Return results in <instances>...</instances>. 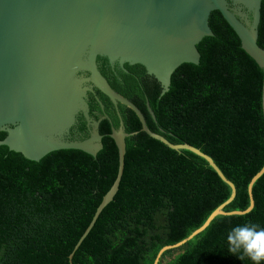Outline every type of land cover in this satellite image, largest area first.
<instances>
[{
  "label": "trees",
  "instance_id": "trees-1",
  "mask_svg": "<svg viewBox=\"0 0 264 264\" xmlns=\"http://www.w3.org/2000/svg\"><path fill=\"white\" fill-rule=\"evenodd\" d=\"M208 25L213 35L196 45L198 64H180L162 95L141 64L98 70L138 107L150 130L210 156L235 186L223 210L242 211L250 202L248 183L264 164L263 72L219 11L210 12ZM256 42L264 49V0ZM99 95L111 108L112 123L100 122L103 137L95 157L60 149L34 161L0 145V264H153L163 246L188 236L229 198V186L205 159L150 137L130 108L117 103L119 118L108 97ZM120 119L125 132L137 133L125 138L118 190L73 251L116 177L117 149L108 134ZM5 135L0 131V140ZM251 193L249 212L217 215L185 244L164 251L157 264H252L225 247L233 226L264 227V173Z\"/></svg>",
  "mask_w": 264,
  "mask_h": 264
},
{
  "label": "water",
  "instance_id": "water-1",
  "mask_svg": "<svg viewBox=\"0 0 264 264\" xmlns=\"http://www.w3.org/2000/svg\"><path fill=\"white\" fill-rule=\"evenodd\" d=\"M260 5L261 0H0V131L6 133L0 145L34 161L60 149H77L95 157L101 149L97 122L88 139L62 138L78 111L87 116L85 96L92 92L84 85L88 82L115 106L120 103L130 108L142 132L171 149L188 150L205 159L229 186L230 196L188 236L163 246L153 261L157 264L164 251L185 244L217 215L249 212L254 205L252 184L264 173V164L248 183L249 206L242 211H224L235 196L234 184L207 154L187 143H171L150 130L138 107L114 91L101 75L96 57L121 67L124 63L141 64L159 82L162 95L180 64H198L196 45L213 35L208 18L217 10L239 38L241 48L262 69L264 120V49L256 42ZM242 9L249 12L250 19ZM146 107L154 118L148 102ZM136 133L125 132L120 121L118 129L112 128L108 134L117 149V174L73 251L116 194L124 167L125 138Z\"/></svg>",
  "mask_w": 264,
  "mask_h": 264
},
{
  "label": "flooded vegetation",
  "instance_id": "flooded-vegetation-1",
  "mask_svg": "<svg viewBox=\"0 0 264 264\" xmlns=\"http://www.w3.org/2000/svg\"><path fill=\"white\" fill-rule=\"evenodd\" d=\"M231 7H233L230 4ZM242 11H244L246 13L247 19H249V12H247L245 9H242ZM106 58L104 57H96V67L97 69L100 67L106 69V65H108L111 69L115 68V65L118 64L117 62H113L110 63L107 60L106 63ZM118 67L121 68V66L118 65ZM81 76H87L88 73L87 72H80ZM87 87H91L92 88V92L91 91H87L86 92V96H85V101L87 103V116L84 115V113L82 111H78L77 114L75 115V121L73 123V125L62 135V138L65 140H77V141H81V140H85L88 139L91 134L92 131L94 130V126L93 123L97 122L98 126H97V130L99 128L100 122L103 119H107L109 121V123L111 122V119L108 115L107 110L111 109L110 107H106V105H104L100 99V91L93 87L90 83H85L84 84ZM111 102V101H110ZM112 104V102H111ZM112 108L115 111V114L118 115V117L120 118V114L117 111V105L115 106L114 104H112ZM121 119L119 120V124H120ZM119 127V125H118ZM115 129V128H113ZM118 129V128H116ZM112 130V128H111ZM101 135V134H99ZM103 135H101V139H102Z\"/></svg>",
  "mask_w": 264,
  "mask_h": 264
},
{
  "label": "clouds",
  "instance_id": "clouds-1",
  "mask_svg": "<svg viewBox=\"0 0 264 264\" xmlns=\"http://www.w3.org/2000/svg\"><path fill=\"white\" fill-rule=\"evenodd\" d=\"M225 247L239 260L247 257L252 264H264V227L254 223L233 226L226 235Z\"/></svg>",
  "mask_w": 264,
  "mask_h": 264
}]
</instances>
